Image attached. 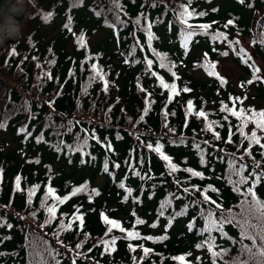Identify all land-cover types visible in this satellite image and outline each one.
<instances>
[{
  "label": "trees",
  "instance_id": "obj_1",
  "mask_svg": "<svg viewBox=\"0 0 264 264\" xmlns=\"http://www.w3.org/2000/svg\"><path fill=\"white\" fill-rule=\"evenodd\" d=\"M25 3L0 50V264H264V0Z\"/></svg>",
  "mask_w": 264,
  "mask_h": 264
},
{
  "label": "rangeland",
  "instance_id": "obj_2",
  "mask_svg": "<svg viewBox=\"0 0 264 264\" xmlns=\"http://www.w3.org/2000/svg\"><path fill=\"white\" fill-rule=\"evenodd\" d=\"M16 8L19 9V13L18 15L22 14L21 18L19 20H16V24H17V33L13 36H10L9 32L2 28L0 26V38L2 39V42L0 43V50L3 48L4 45H6L7 43H10V42H4L5 38H8V37H11V38H16V40L18 38H21L22 37V33H23V30L21 32V25H23V22L20 23V21H22V17L24 16V14H26V3H25V0H16ZM25 28V26H24ZM32 28V25H29L27 27V32L30 31V29ZM107 33V30L106 29H101L99 28L95 33H93L90 37V42L92 43L93 46L97 45L102 37ZM223 62V68H222V72L231 80L232 83H236L237 82V76L239 75L240 73V70H239V67L238 65L232 61L231 58H227L225 60H222ZM43 70L41 69V72ZM199 74V73H197ZM3 138L5 140V144H4V149L8 148V147H12V141H10V135L8 133H4L3 134ZM51 163H54V167L58 170L59 168V164L60 162H58L56 159H54L53 157H51ZM70 172H71V169L70 167H68ZM91 174V172L89 171H78L76 172L77 175H87V174ZM104 182V177L102 176H97L96 177V183L98 185H101L102 183Z\"/></svg>",
  "mask_w": 264,
  "mask_h": 264
},
{
  "label": "snow or ice",
  "instance_id": "obj_3",
  "mask_svg": "<svg viewBox=\"0 0 264 264\" xmlns=\"http://www.w3.org/2000/svg\"><path fill=\"white\" fill-rule=\"evenodd\" d=\"M187 15H192V13H190V12H187L186 13ZM200 15H203V13H200ZM228 23L229 24H231L232 23V21H228ZM202 27H205V28H207V27H209L208 25H203ZM227 53H225V55H226ZM149 63H151V62H149ZM213 67H214V65H213ZM212 74H215V73H212ZM249 83H251V81H249ZM164 87H168V85H164ZM175 87V85H173V88ZM184 91H188V89L187 88H185L184 89ZM188 105H189V108H191L192 107V102L191 101H189L188 102ZM242 114V112L241 113H237L236 111H232V115H234V116H237V115H241ZM198 115H200V116H205L206 114L203 112V111H201L200 113H198ZM259 116H260V119L259 120H257V127H261V128H264V112H260L259 113ZM0 126H2V125H0ZM252 136H253V138H255V142L256 143H259V139L258 138H256V133L255 132H253L252 133ZM217 138H219V134L217 133ZM149 147H151V145H149ZM262 147H264V145H262ZM157 151H159V148H157ZM249 154H250V152H249ZM164 159L165 160H167L168 159V157L167 156H165L164 157ZM258 166V165H257ZM173 169H175V166L173 165ZM189 171H191V170H189ZM193 175H196V176H199V175H201L199 172H194L193 173ZM262 175H264V174H262ZM257 180H259V177H257ZM19 181H20V178L19 177H17V187L19 188ZM82 189H76L75 191H81ZM53 190L51 189V188H49V192L51 193ZM249 192L253 195V197L255 196V193L254 192H252V190L251 189H249ZM68 197H65L64 199H67ZM205 199L207 200V199H209V197H207V196H205ZM63 202V200H61V203ZM214 203V202H213ZM219 207V206H218ZM262 207H264V206H262ZM48 211H49V213H54L55 212V208L54 207H49L48 208ZM77 219H79L80 221H81V225H82V223H83V218L82 217H76ZM104 219H105V222L106 223H108V224H110V225H112V227H119V225H118V223L116 222V221H112V220H109L106 216L104 217ZM137 223H143V221H137ZM71 225H69V227H70ZM153 226H155V225H153ZM112 229L111 228H109L108 229V231L110 232ZM121 231H124L123 229H121ZM139 234L138 233H133V232H128V237L129 238H131V237H133V236H138ZM252 240H253V242L255 243V237H250ZM147 239H152L151 237H148ZM115 242V240H113L112 241V243H114ZM104 243H108V242H104ZM77 247H79V245H77ZM130 247H131V245H130ZM197 247H200V245H197ZM149 251H151L150 249H144V252L145 253H148ZM248 251H251V249H248ZM261 255H264V250H262L261 251ZM174 259H176V260H179V261H181V262H184V260H185V258L183 257V256H179V257H175ZM245 264H246V262H245Z\"/></svg>",
  "mask_w": 264,
  "mask_h": 264
},
{
  "label": "bare ground",
  "instance_id": "obj_4",
  "mask_svg": "<svg viewBox=\"0 0 264 264\" xmlns=\"http://www.w3.org/2000/svg\"><path fill=\"white\" fill-rule=\"evenodd\" d=\"M19 9L16 8V0H7L0 10V26L6 29L10 36L17 33V22L15 17L18 15ZM2 39L0 38V43Z\"/></svg>",
  "mask_w": 264,
  "mask_h": 264
},
{
  "label": "water",
  "instance_id": "obj_5",
  "mask_svg": "<svg viewBox=\"0 0 264 264\" xmlns=\"http://www.w3.org/2000/svg\"><path fill=\"white\" fill-rule=\"evenodd\" d=\"M6 1H7V0H0V10H1L2 6L4 5V3H5ZM22 14H23V13H22ZM22 14L17 15V16L15 17V19H16V20H19V19L21 18ZM14 41H16V38H11V37L5 38V40H4V42H14Z\"/></svg>",
  "mask_w": 264,
  "mask_h": 264
}]
</instances>
